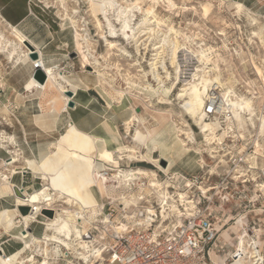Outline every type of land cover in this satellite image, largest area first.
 I'll use <instances>...</instances> for the list:
<instances>
[{"label": "rangeland", "instance_id": "rangeland-1", "mask_svg": "<svg viewBox=\"0 0 264 264\" xmlns=\"http://www.w3.org/2000/svg\"><path fill=\"white\" fill-rule=\"evenodd\" d=\"M6 1L8 0H0V3ZM111 1L115 5H126L135 0ZM138 1L143 8H146L149 3H151L149 0ZM173 1L178 8L172 11L167 10V7H165V4H167L166 2H158L156 8L158 15L164 17L167 23H173L175 28L191 35L193 39L196 37L195 41L191 42L192 47L202 44L206 47H211L213 49V54L219 55L220 57L217 62L220 67L223 81L230 79V81L233 82L236 94L248 98L250 97L253 100L256 113L259 114L262 112L264 114V81H261L257 76L252 64L254 61L264 70V47L258 42L257 38H253V42L249 40V37L252 36L251 32L253 27L246 17V12L248 10L251 15L257 17L259 21L264 22V0ZM236 3H241L243 5L242 11H238ZM202 5H208L209 7L206 16L203 14ZM8 6L9 17L15 18L22 9L25 15L17 22L10 24V21L4 15L3 8H0V32L5 36V39L12 41L7 50H0V138L2 132H4L6 136H11L14 139L11 146L6 145V143H4L5 145L0 144V172L7 175L9 180L12 179L13 182L18 183L21 187L22 185L20 182H23V185H26L24 181L39 182L41 186L31 188L27 191L29 197L43 189L44 184L47 182L42 180L41 174L35 173L28 163L37 166L38 162H45L50 151H52V143H59L58 138L65 133L69 120L74 122V120L77 119L76 115L78 113V115H80V125L87 129V132L102 138H108L109 135L118 134L123 145L134 144L133 134L138 123L134 121L133 124L127 128L126 121L136 112L139 113V116L142 117L145 122V127H142V130L146 131L150 129L149 132L155 134L153 144L157 143L159 147L161 146V138L165 140L168 139L170 143L175 144L174 142L176 139L173 135L178 134L177 123L180 119H183L188 123V126L193 132L195 140L193 139L192 145L196 147V149H200L198 154L190 153L185 156L187 154L185 153V155H183V157H185H182L183 159L179 161L176 166L174 164H176L177 161L176 158H174V152L172 150L165 152L157 149L155 151L152 145L150 148L148 147V149L143 148L142 145H136L137 148H139V153L146 159L144 162L129 161L128 159L118 160L117 157L119 155L117 152L108 153L112 158L110 160L97 156L96 151L90 153L92 159L99 160L109 167L110 170L112 168L113 170L111 171L115 169L117 171L120 169L128 171L134 168L153 170L156 174V179L163 181V185H166V183L171 184L175 190L185 189V187L182 186V181H180L177 176L199 173L200 167L197 161H199L201 155L204 156L205 163L207 161V168L203 166V171H214L213 166L216 164V159L218 157L210 160L207 151L209 145H207L205 136L200 134L199 125L184 114L180 107L181 102L175 99L178 89L186 78L189 79L190 72H192V68L196 64L194 58L185 63V74L180 76L181 79L179 78V83L171 95L172 104H158L153 98L149 100L146 94H139L140 92L145 93V91L141 90L138 86L143 82V76L137 75L138 73L144 74L149 71L147 62L150 61L152 54L151 48L154 40L147 45L143 44L147 43L145 41L140 42V52L144 58L139 57V54L136 53L133 42H126L120 38H117V40L126 48L132 58L129 59L121 54L115 55V51L107 53V44L104 39L108 36V29L107 22L103 15V0H92L91 3L88 0H41V2L37 0H12L11 5ZM182 6H186L188 9H183L181 8ZM73 8L76 9V13H72ZM65 13H67L68 16H72V19L75 21V26L70 23ZM136 15L138 18L141 16L139 13H136ZM94 16L100 19L99 21L102 29L97 28L96 18ZM108 17L111 22L115 23V15L112 11L108 12ZM10 26H16L21 30L29 44L31 43V46L26 42H19L18 39H15L10 34ZM76 28L81 29L79 32L86 36L91 44L90 51L94 56L96 55L95 57L99 59L100 64L103 67L108 65V70H101L100 73H104L105 77L109 78L110 84L114 90H119L124 93L121 98L118 99L114 91H111V93L115 94L113 97L108 95L103 89L104 87L98 83L96 74L98 72L95 71V68L91 65H83L81 62L80 56L74 46L73 33ZM108 39L111 40V38ZM30 47L33 48L35 52L37 51L36 58L31 57L30 53L32 49H30ZM13 50L14 52H12ZM40 52L42 56H40ZM11 53L12 55H10ZM102 55H105L106 58H102ZM136 58H139V61H141V66L144 69L143 72H137V67L130 64L133 63L131 59L135 60ZM183 58L184 56L180 53L179 59L183 61ZM41 59L45 66L58 65L57 71L64 74L69 81V83L62 82V85L67 88L66 91L70 90L73 92L72 97H70V100L67 102L68 107H70L68 105L69 101L73 102V106L70 107L72 110L69 111V114L66 113L65 110L60 113L58 127L50 133L40 129L37 124L32 121L33 115L41 113V94L39 93L40 88L36 87L34 83L31 82L28 84V79L31 75L34 76V74L38 72L35 62ZM117 63L120 64V70L114 68ZM123 77L134 81V84L130 88L120 90L126 86ZM46 79L45 77L44 82ZM149 81L152 82L151 80ZM144 84H146V82H144ZM106 91L110 92L108 90ZM215 92L219 93V90H215ZM147 104L151 105L147 106ZM62 105L63 102H61L60 106ZM84 107H86V110L83 109ZM157 110L163 111L162 113L170 119V128L167 127L164 128L165 130L163 129L164 125L162 126L160 122V114ZM153 116L156 117L158 122ZM223 117L224 112L220 114L217 111L208 118H217L220 121L221 126L227 132L224 138H226L228 150L235 154V159L242 158L244 162H239L240 166L236 168L238 172H233L232 169L230 170L231 166L228 164L221 167L223 171L217 169L218 173L223 174L225 173L224 170H230L231 176H234V178L235 176H241L242 173L246 172L247 162L251 161V163H253L254 158L257 168L256 170H252L251 174L249 172L255 180L252 181V184L250 183L246 186H239L227 190L228 194H226V196L229 198L232 197L233 199L228 203H223V206L218 209L219 212L217 216L220 219L218 225L221 226V228L214 242L215 245H213L209 251L210 259L206 261V264H222L220 261H224L226 264L232 263L234 258L233 255L237 252L236 242L238 237L241 236L244 237L246 241H256V250L264 257V191H261V188L257 186L258 183L263 182L260 169L264 168V142L260 140L262 145L259 148V152L255 155V147L252 141L255 138L254 134L256 130L253 127H248L249 131L244 128V139L232 137L233 135H238V130L235 125L232 129L227 127L223 122ZM113 125L116 126L112 131L111 127ZM138 127L141 128L140 125ZM157 128L158 130H156ZM184 141L186 142V140ZM242 146L245 148V153L240 152ZM107 148L111 150V148ZM182 154H184V152ZM13 156H15L18 161L12 163V166H6V163H9ZM228 157L229 156L224 157V160L228 161ZM52 159L53 157H51V160ZM150 159L158 160L159 162H153L150 161ZM160 159L163 160L160 161ZM49 163L50 162H46V166L48 165L49 167ZM158 166L168 167L166 176L161 172L162 170ZM171 166L174 168H170ZM12 169H16L18 173L13 175ZM171 176H174L173 180L167 178ZM239 178L240 177H236V179L240 180ZM216 179V177H211L210 182L214 183ZM112 182L114 181L111 178L105 182V186L109 193L112 192ZM139 186L140 185L134 184L133 182L129 184L125 183L124 186L121 185L120 188L118 187L113 196H110V194L101 196L95 191L101 199H97L99 205L90 210L89 216L87 217L88 222L85 223V227L88 226L89 221L92 222L95 218L98 221H102L108 217L110 221H112L111 226L124 223L128 229L144 228L147 224L139 225L135 222H137L138 219H144L146 217L145 208L151 207L156 211V215L153 217L155 222L153 225L157 228H167L172 221L182 220L183 211L189 212L190 210L186 208L192 207L191 204H188L187 207L180 205L181 203L176 200L177 197H175L174 204L177 210L168 209L163 216L162 213L158 212L160 205L156 198H154L155 195H147L143 189L138 188ZM189 191L194 194L196 193L195 188ZM120 193H133L134 197H136L135 204H137L138 207H133L132 205L124 207V204L119 205L121 200L118 199ZM216 195L223 196L225 192L219 188L216 190ZM138 196H144V200H148L149 202H144V200L139 201ZM12 200V195L0 198V209L2 207L10 209L15 208V203ZM56 203L62 204L61 201ZM169 203H171V201ZM43 204L44 202L39 203L41 209L44 206ZM29 208L30 210L33 209L32 206H29ZM124 215H132L135 217L126 220ZM161 222L163 223L161 224ZM30 223L31 221H28L29 226ZM95 225L96 224L91 223L89 231L90 234L94 235L92 240L94 241L95 247H108L116 231L110 228L105 231L103 227L106 223H99L98 229L95 228ZM3 226L4 224H0V246L1 250L6 255L12 251V247L18 248L21 243L12 236L5 234ZM39 226H35L34 232L36 234H39ZM18 229L19 228H17V230ZM17 230L13 232L15 233ZM220 244L223 246L222 248H218ZM68 251L75 253L77 250L72 247L68 249ZM59 254L58 252V255H56L54 259L50 257V264H76V260H73L71 256L60 257ZM25 255H27V253ZM31 256H34L33 253H29V258ZM39 259L40 257H35L33 261ZM260 261L263 262L262 260Z\"/></svg>", "mask_w": 264, "mask_h": 264}, {"label": "bare ground", "instance_id": "bare-ground-1", "mask_svg": "<svg viewBox=\"0 0 264 264\" xmlns=\"http://www.w3.org/2000/svg\"><path fill=\"white\" fill-rule=\"evenodd\" d=\"M37 1L41 2V0ZM88 1L90 3L92 2V0ZM149 1L151 3H149L146 8H143L138 0L127 3L126 5H115L111 0H103V15L107 22L108 29V36L104 39L107 44V53L115 51V55L121 54L129 59L132 58L126 48L117 40V38H120L126 42H133L136 53L139 54V57L144 58L140 52V42L145 41L147 43L143 44L147 45L154 40L151 48L152 54L150 61L147 62L149 71L144 74L138 73L137 75L143 76V82L140 83L139 80L140 84L138 86L141 90L145 91V93L140 92L139 94H146L149 100L153 98L158 104H172L171 95L179 83L180 76L185 74V63L194 58L196 64L193 66L192 72H190L189 79L186 78L184 83L182 82L183 84L178 89L175 99L181 102L180 107L184 114L199 125L200 134L205 136L207 145H209L207 149L209 156L212 158L218 157L219 162L224 161L225 154H220L219 144H222L227 134L217 118L209 119L204 113L206 100L211 94L217 96V111L220 114L224 112L223 122L227 127H230V129L235 125L238 130V135H233L232 137L244 139V128L247 129V131H249L248 127H253L256 130L254 134L255 138L252 141L255 147L254 154L256 155L262 145L260 140L264 142V114L260 111L259 114L256 113L253 100L250 97L248 98L236 94L233 82H231L230 79L223 81L220 67L217 62L220 57L219 55L213 54V49L211 47H206L203 44L192 47L191 42H194L196 37L193 39L191 35L175 28L173 23H167L164 17L158 15L156 11L158 6L157 3L166 2L167 4H165V7H167L168 11H172L178 8L173 0ZM236 7L238 11L243 10V5L241 3H236ZM181 8L188 9L186 6H182ZM202 8L203 14L206 16L209 7L208 5H202ZM109 11H112L115 15V23L110 21L108 17ZM76 12V9L73 8L72 13ZM136 13H139L141 16L138 18ZM65 14L67 15V13ZM67 17L70 23L75 26V21L72 19V16L67 15ZM246 17L253 27L251 32L252 36L249 37V40L253 42V38H257L258 42L264 47V22L259 21L258 18L251 15L248 10L246 12ZM95 18L97 28L102 29L99 21L100 19L98 17ZM80 30L79 28L75 29L73 38L74 46L80 56L81 62L83 65H91L95 68V71L98 72L96 73L98 83L104 87L103 89L108 95L113 97L116 94L118 99L121 98L124 93L119 90H114L110 84L109 78L105 77L104 73H100L101 70H108V65L103 67L100 64L99 59L95 57L96 55L94 56L90 51V42L83 33L79 32ZM10 34L15 39H18L19 42H26L31 46V43L29 44L24 33L15 26L10 27ZM108 38H111V40ZM11 42L12 41L5 39V36L0 32L1 51L7 50ZM30 49L33 48L30 47ZM12 52H14V50ZM180 53L184 56L183 61L179 59ZM10 55H12V53ZM40 56H42L41 52ZM101 57L104 59L106 58L105 55ZM131 60L133 63L130 64L137 67V72L144 71L139 58ZM35 64L37 65L36 68L42 71V74H44L47 79L45 82L43 81L44 83L39 82L37 79H33V82L40 88L41 113L33 115L32 121L37 124L40 129L50 133L57 129L60 113L65 110V112L69 114V111L72 110L67 106L70 97L64 93L67 88L62 85V82L69 83V81L64 74L57 71L58 65L45 66L42 59L35 62ZM252 64L257 76L261 81H264L263 68L254 61ZM119 65L120 64L117 63L114 68L120 70ZM123 79L126 86L120 90L130 88L134 84V81L129 78L123 77ZM144 82H146V84H144ZM215 90H219V93L215 92ZM111 91H114L115 94L111 93ZM61 102H63L62 106H60ZM150 105L151 104H147V106ZM157 112L160 114L159 119L162 126L164 125L163 129L167 127L170 128V119L162 113L163 111L157 110ZM153 118L157 120L155 116H153ZM134 121L137 122L138 126L140 125L141 128L138 126L135 128L133 145H121L117 148L116 152L119 155L117 157L118 160L128 159L129 161L144 162L146 159L139 153V148H137L139 145H142L145 149H148V147L150 148L152 145L155 151L157 149L165 152L172 150L174 152V158L177 159V163L174 164L175 166L188 154H198L200 152V149H196V147L192 145L194 139L193 132L188 126V123L183 119H180L177 123L178 134L173 135L177 142L175 140V144H172L168 139L165 140L161 138L160 147L157 143L153 144L155 134L150 133V129L146 131L142 130V127H145V122L142 117L139 116V113H134L126 121L127 128H129ZM156 130H158V128ZM184 140H186V142ZM13 141V137L6 136V133L2 132L0 138L1 145H5L4 143H6V145L11 146ZM58 142L59 143H52L51 154L45 159V162H38L37 166L28 163L35 173L41 174V179L47 182L44 184V188L34 195L29 197L24 188L19 186L18 183L13 182L12 179L9 180L7 175L0 172V198L12 195V201L15 203V208L10 209L2 207L0 209V224H4L3 231L5 234L12 236L21 243L20 248L11 254L5 255L0 248V264H50V257L54 259V257L58 255V252L60 253V257L71 256L73 260H76V264H105L103 262L105 248L95 247L94 241L92 240L94 235L89 232L90 224H96L95 228L98 229L99 223H106L103 227L104 230L107 231V229L110 228L114 229L116 233L126 231L128 227L125 226L124 223L111 226L112 221H110L108 217L102 221H98L95 218L92 222L89 221L87 227H85V223L88 222L87 217L89 216L90 210L99 205L96 192L101 196L106 194L113 196L118 187L120 188L121 185L124 186L125 183L129 184L133 182L134 184L140 185L138 188L143 189L147 195H155L154 198H156L160 205L158 212L162 213L163 216L168 209L177 210L174 204L175 197H177L176 200H178L182 206L187 207L188 204L192 205L187 193L180 189L171 191L172 185L167 183L163 185V181H159L155 178L156 174L153 170L134 168L128 171H117L115 169L116 171L110 176L101 172L102 170H106L107 166L99 160L92 159L90 153L96 151L101 157H108L106 153L107 138L92 135L78 128L74 122L70 120L65 133L58 138ZM244 149V146H242L240 152H244ZM183 152L184 154H182ZM185 153L187 154L185 155ZM183 155L185 156L183 157ZM51 157H53L52 160ZM161 160L163 159H160V161ZM199 160L205 162L204 156L201 155ZM17 161L18 159L13 156L10 162L6 163V166H12V163ZM150 161L156 162L158 160L150 159ZM46 162H50L49 167L48 165L46 166ZM173 166L170 168L175 167ZM158 167L161 168V172H163L164 175H167L168 167ZM111 170L113 169L111 168ZM12 171L13 175L18 173L16 169H12ZM173 171L175 172L174 169ZM110 178L114 181L111 185V193L107 191L108 189L105 186V182L110 180ZM13 186H17L22 190V197L15 195ZM258 186L261 188V191H264L263 182L259 183ZM135 198L133 193H120V197L118 198L121 199L119 205L124 204V207L130 205L138 207V205L135 204ZM138 199L139 201L144 200V196H138ZM58 201H61L62 204L56 203ZM145 201L149 202L148 200H144V202ZM170 201L171 203H169ZM43 202V208H52L55 210V214L52 218L45 219L46 230L43 235L36 236L29 231L28 221L33 222L35 216L41 211L39 203ZM20 206H32L33 209L29 210L26 214H22L19 210ZM192 207L186 209L191 210ZM145 213L146 217L144 219H138L137 222H135L136 224H147V226H150L151 222H154L153 217H155L156 211L148 207L145 208ZM124 216L126 220L135 217L132 215ZM177 222L180 223L181 219L177 220ZM162 223L163 222H161V224ZM17 228L19 229L17 230ZM14 230L17 231L14 233ZM256 244V241L249 242L242 236L238 237L236 242L237 252L233 255L234 258L230 264H264V257L256 250ZM72 247L77 250L75 253L68 251V249ZM26 253L27 255H25ZM29 253H33L35 257H40V259L33 261L35 257L31 256L29 258ZM220 262L226 264L224 261Z\"/></svg>", "mask_w": 264, "mask_h": 264}, {"label": "built area", "instance_id": "built-area-1", "mask_svg": "<svg viewBox=\"0 0 264 264\" xmlns=\"http://www.w3.org/2000/svg\"><path fill=\"white\" fill-rule=\"evenodd\" d=\"M217 107V96L211 94L206 100L204 113L208 117L214 115L217 112ZM219 145L220 153L225 154L224 157L229 156L228 161L219 162V158H217L216 164L213 166L214 171L210 172V170L203 171L204 167L207 168V163L199 160L200 171L198 174L177 176L182 181V186L185 187L181 191L187 193L193 206L189 212L183 211L181 222L178 223L174 220L167 228H157L153 225L155 222H151L150 226L144 228H129L114 234L112 242L108 247H105L103 256L105 264H206V261L210 259L209 251L215 245L214 242L221 228L218 225L220 221L217 216L218 209L223 206V203H228L233 199L226 196L227 190L252 184V181L255 180L250 174L257 168L254 158L253 163L249 161L246 164V172L241 176H235L240 177V180L234 178L231 176L230 170L238 172L236 168L240 166L239 162L244 161L242 158L235 159V154L227 148L226 138ZM208 157L210 160L214 159L209 155ZM228 164L231 166L230 170H224L223 174L218 173L217 169L223 171L221 167ZM114 171L107 167L101 172L110 176ZM260 172L264 183V168L260 169ZM211 177L217 178L214 183L210 182ZM167 178L173 180L174 176ZM192 188H195V194L189 192ZM219 188L225 192V195H216V190ZM171 189L175 190L173 186ZM40 217L42 216L38 213L33 222H38ZM45 219L39 221L43 230H46ZM222 247L220 244L218 248Z\"/></svg>", "mask_w": 264, "mask_h": 264}, {"label": "crops", "instance_id": "crops-1", "mask_svg": "<svg viewBox=\"0 0 264 264\" xmlns=\"http://www.w3.org/2000/svg\"><path fill=\"white\" fill-rule=\"evenodd\" d=\"M11 2H12V0H8V1H6V2H1L0 4V8H3V11H4V15L7 17V19L10 21L9 23L10 24H13V23H15V22H17L19 19H21V18H23V16L25 15V13H24V11H23V9L17 14V16L15 17V18H12V17H9V13H8V8H9V6L8 5H11ZM10 27H12V26H10ZM16 27V26H15ZM17 28V27H16ZM33 79H35L32 75L29 77V79H28V84H30L31 82L32 83H34V85L36 86V87H38L36 84H35V82H33ZM83 109H85L86 110V107H84ZM80 111V110H79ZM82 113V112H81ZM79 114V113H78ZM77 114V115H78ZM76 115V114H75ZM77 115H76V118L77 119H75L74 120V124L78 127V128H80V129H82V130H84V131H88L87 129H85L84 127H82L81 125H80V115H78V117H77ZM115 126L116 125H113L111 128H112V131H113V128H115ZM89 133V132H88ZM107 138V137H106ZM107 147H109V148H111V150L110 149H108V148H106V153H107V155H108V157H101L100 155H98V154H96L97 156H100L101 158H106V159H112L111 158V155L110 154H108V153H113V152H116V150H117V148L119 147V146H121V145H123V143H121L122 141H121V138L119 137V135L118 134H114V135H109L108 136V138H107ZM114 151H113V150ZM50 151V150H49ZM93 152V151H92ZM97 153V152H96ZM50 154H51V151H50ZM49 154V155H50ZM49 155L47 156V157H49ZM176 161H177V159H176ZM110 163V162H109ZM40 179V178H39ZM20 182V181H19ZM24 183L26 184V185H23V182H20V184L22 185V187L26 190V192L28 191V190H30L31 188H34V187H38V186H41V184L39 183V182H30V181H24ZM43 187V186H42ZM41 187V188H42ZM40 188V187H39ZM97 195V194H96ZM97 197V199L98 200H100L101 199V197L100 196H96ZM40 220H43V218L42 217H40L37 221L38 222H31L30 223V226H29V228L31 229V233L33 234V235H36V236H41V235H43V233H44V231L45 230H43V226H42V224L39 222ZM33 223H38V224H33ZM39 224H40V226H39ZM35 226H39L40 227V231H39V234H36L34 231V229H35ZM0 248H1V246H0ZM14 249H16V247H12L11 248V250H14Z\"/></svg>", "mask_w": 264, "mask_h": 264}, {"label": "water", "instance_id": "water-1", "mask_svg": "<svg viewBox=\"0 0 264 264\" xmlns=\"http://www.w3.org/2000/svg\"><path fill=\"white\" fill-rule=\"evenodd\" d=\"M30 55H31L32 58H36V56H37L36 55V52L33 49H32V52L30 53ZM33 77L35 79L39 80L40 82H43L45 80L44 74H42V71H39V70H38V72L36 74H34ZM65 94L68 97H72L73 92L70 91V90H67L65 92ZM68 105L70 107H72L73 106V102L72 101H69ZM13 192L17 196H21V197L23 196L22 190L19 189L17 186H13ZM19 210L21 211L22 214H26L30 210V208L28 206H20L19 207ZM54 214H55V211L52 208H42L41 211H40V215L42 217H44V218H52L54 216ZM29 231L31 232V229L30 228H29Z\"/></svg>", "mask_w": 264, "mask_h": 264}, {"label": "trees", "instance_id": "trees-1", "mask_svg": "<svg viewBox=\"0 0 264 264\" xmlns=\"http://www.w3.org/2000/svg\"><path fill=\"white\" fill-rule=\"evenodd\" d=\"M20 246H21V245H20ZM20 246H19L18 248H16V249L12 250L9 254H11V253L17 251V250L20 248Z\"/></svg>", "mask_w": 264, "mask_h": 264}]
</instances>
